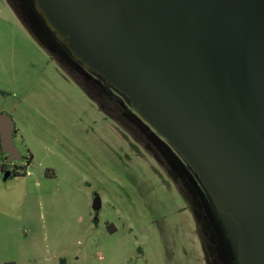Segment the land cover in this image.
I'll return each instance as SVG.
<instances>
[{"label":"rangeland","instance_id":"374dc122","mask_svg":"<svg viewBox=\"0 0 264 264\" xmlns=\"http://www.w3.org/2000/svg\"><path fill=\"white\" fill-rule=\"evenodd\" d=\"M101 96L136 117L70 55L32 0H0V112L12 121L18 153L30 155L22 175L0 173V204L15 208L0 213L9 222L0 259L235 264V228L183 160L157 137L138 146L103 114Z\"/></svg>","mask_w":264,"mask_h":264},{"label":"water","instance_id":"95a60500","mask_svg":"<svg viewBox=\"0 0 264 264\" xmlns=\"http://www.w3.org/2000/svg\"><path fill=\"white\" fill-rule=\"evenodd\" d=\"M32 2L230 219L235 264H264V0ZM12 131L0 112L5 168L20 159Z\"/></svg>","mask_w":264,"mask_h":264},{"label":"flooded vegetation","instance_id":"af4514ba","mask_svg":"<svg viewBox=\"0 0 264 264\" xmlns=\"http://www.w3.org/2000/svg\"><path fill=\"white\" fill-rule=\"evenodd\" d=\"M77 82L86 91L87 95L91 97L92 100L98 105L100 101L99 99H97L94 92L91 91L90 87H88L87 84L84 83L81 79H78ZM88 88L89 91H87ZM101 99L102 103L104 104L101 108L103 114L109 119H111L113 122H115L125 133H127V135L132 139V141L135 142L138 146L146 148L147 146L155 145L154 137H157L164 141L166 146L169 145L168 142H166L160 135H158L153 129H151L135 112L134 113L137 118H132L129 113H126L125 107L120 106L117 101L113 100L108 96H101ZM147 127L149 128V130ZM146 130L151 132L150 137L146 135ZM168 147L173 150L170 145ZM169 160L172 163L176 162L175 159L169 158ZM188 171L190 172L189 169ZM188 174L189 176H191L192 172Z\"/></svg>","mask_w":264,"mask_h":264},{"label":"trees","instance_id":"16d2710c","mask_svg":"<svg viewBox=\"0 0 264 264\" xmlns=\"http://www.w3.org/2000/svg\"><path fill=\"white\" fill-rule=\"evenodd\" d=\"M14 131H12L11 136ZM30 160V155L26 152L25 154L20 155V159L17 161H11L6 165V168L3 163V154L0 153V173L7 171L11 176L22 175L24 167L28 164ZM9 264V263H3Z\"/></svg>","mask_w":264,"mask_h":264},{"label":"crops","instance_id":"0c3cea01","mask_svg":"<svg viewBox=\"0 0 264 264\" xmlns=\"http://www.w3.org/2000/svg\"><path fill=\"white\" fill-rule=\"evenodd\" d=\"M12 177H14V176H12ZM11 209L15 210V208H13L12 205L2 206L0 204V213L1 212H11ZM4 226H9V222L8 221L4 222V221L0 220V228H3ZM1 248H2V246H0V250H1ZM3 263L15 264L14 259L8 258V257H5L4 259L3 258L0 259V264H3Z\"/></svg>","mask_w":264,"mask_h":264}]
</instances>
